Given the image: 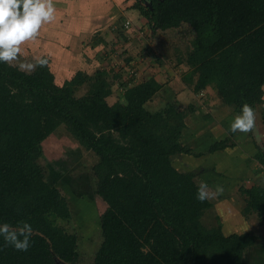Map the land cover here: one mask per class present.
<instances>
[{
  "label": "trees",
  "instance_id": "16d2710c",
  "mask_svg": "<svg viewBox=\"0 0 264 264\" xmlns=\"http://www.w3.org/2000/svg\"><path fill=\"white\" fill-rule=\"evenodd\" d=\"M149 3L135 0L130 6L149 31L186 23L194 32L190 49L176 59L188 66L182 80L195 92L211 86L237 113L245 103L255 111L264 94V0ZM118 31L131 32L122 23ZM131 60L124 59L128 77L121 83L122 100L114 103L107 100V70L77 72L59 87L47 63L32 71L0 63V222L13 228L27 222L33 229L27 251L0 240V264H69L78 257L76 234L60 224L71 218L67 199L48 183L39 162L42 141L59 126L97 156L91 166L94 191L106 206L91 264H255L244 251L258 235L224 234L220 223H201L211 203L195 199L196 173L172 164L174 156L190 152L179 141L186 111L168 96L161 108H147L162 85L153 77L135 83L140 69ZM84 81L86 92L76 97ZM233 134L210 150L224 148ZM255 156L264 165V145ZM240 191L242 213L264 220L262 189Z\"/></svg>",
  "mask_w": 264,
  "mask_h": 264
},
{
  "label": "crops",
  "instance_id": "0c3cea01",
  "mask_svg": "<svg viewBox=\"0 0 264 264\" xmlns=\"http://www.w3.org/2000/svg\"><path fill=\"white\" fill-rule=\"evenodd\" d=\"M130 2L132 0H53L56 8L54 19L42 24L38 34L21 46H24V51H29L35 59L48 57L47 64L54 74L55 83L70 80L77 72L91 76L100 69L107 70L108 77L112 75L115 78L118 72L115 71L117 56L110 43L115 40L114 33L118 31L122 18L135 12L129 8L133 4L130 5ZM145 30H136L137 37H143ZM152 43L150 52L152 50L155 53ZM136 58L128 63H137L140 69L136 80L143 81L153 75L162 87L175 82L176 85L172 88L179 101L181 95L191 98V104L192 101L196 103V100L202 99L201 95H204L205 88L195 92L191 83L186 84L182 80V74L188 70L185 62L177 63L176 60L164 64L157 62L158 67H154L152 63L151 67L145 69L144 67L149 66L145 57ZM28 62L35 61L28 59ZM152 66L158 68L154 73L152 71L155 69ZM123 69L126 70V66ZM125 75L123 81L126 80ZM207 103L208 100L204 99L202 102L199 101V104H192L184 115V127L180 131L179 141L187 146L190 152L174 156L172 164L180 171H194L196 182L207 184L206 197L212 204L211 211L214 217L221 222L224 234L232 233L236 229L237 233L250 231L259 236L256 243L246 249H253L260 257L261 264H264V220H260L255 212L244 215L242 213L244 205L239 196L240 187L247 189L259 187L264 198V165L255 156L258 147L264 145L259 142L263 137L262 133L256 134L257 129L253 125L251 131L254 141L247 132H237L229 138L224 148L210 150L214 143L227 139L230 121L237 112L223 102L210 107L211 109L206 107ZM229 230L231 232L225 233Z\"/></svg>",
  "mask_w": 264,
  "mask_h": 264
},
{
  "label": "rangeland",
  "instance_id": "374dc122",
  "mask_svg": "<svg viewBox=\"0 0 264 264\" xmlns=\"http://www.w3.org/2000/svg\"><path fill=\"white\" fill-rule=\"evenodd\" d=\"M134 1L135 0H132L129 4L131 5ZM134 13H130L128 16L124 17L125 19L130 20L131 24L128 29L132 31V34L128 32L127 35L124 31H117L114 33L115 40L110 43V47L112 46L115 49V54L117 56V68L115 71L118 70V72L116 73L117 77L114 78L112 75L109 77V81L112 83L111 94L107 97L109 103L122 100V91L124 89L121 88V83L123 81V75H125L127 71L123 69L124 66H126V63H124L125 57L132 56V59H135L136 57H145L149 66L144 67L141 65L142 68L144 67L147 69L148 67H151L150 65L152 63L154 67H158L157 59L164 64L167 62H173L178 57L186 54L190 49L191 40L194 37L193 30L186 23H182L178 27H173L167 31L160 30L151 32L149 31V28L146 27V19H141L136 10ZM124 18H122V22L124 21ZM140 27L141 29H146V32L143 33V37L138 38L135 31H138ZM151 42L154 43L155 53L152 52V50L150 52ZM23 47L24 46H21L22 51L19 54L18 60L13 61L11 64L19 67L21 63H29L28 59L35 61L34 56H32L31 53L29 54V51H24ZM42 57L48 60V57ZM154 69L155 70H153L152 73L156 72L158 68ZM125 76L127 79V75ZM152 77L153 75L149 78ZM66 81L68 80L56 81L55 84L60 87L64 85ZM141 81L142 80L140 79L139 81L135 80V83ZM171 85L162 87L160 91L155 94L148 103H146V107L150 110H157L161 108L166 100L165 96H168L175 103L178 109L186 112L192 104H199V101L202 102L204 99L208 100L206 107L208 106L209 108L215 107L219 102L222 103V101L218 98L219 96L217 95V92L211 86L205 87L204 95H201L202 99H195L196 103L192 101L191 104V98L183 95L179 96L180 102L177 100V97L175 96L176 93L172 88L176 85V83L173 82ZM87 86L88 84L86 81H84L82 85L77 86V88H75V96L79 97L83 95L86 92ZM119 93L121 95H119ZM197 97L199 96H194V98ZM263 110L264 98L263 101L257 105L254 111L253 123L254 127L257 129L256 134L259 132L262 133L263 137L259 139V142L262 144H264ZM247 133L250 139L254 141L255 138L251 129ZM42 150L43 153L39 162L47 171L46 179L48 183L54 184L60 189L62 194L67 199L71 210L70 220L67 222H60V224L64 225L66 229L74 232L77 237L78 257L73 263L69 264H91L95 256L96 249L102 240L99 228V216L106 206L105 202L94 191L95 177L92 175L91 166L96 162L97 156L92 150L82 147L64 128V126H59L55 132L51 133L42 141ZM240 193L242 196H239L244 205L245 195L241 191ZM211 205L212 204H210V207L207 208L201 216V223L206 227H213L219 223L221 224L220 220H216V217H214L215 215L211 211ZM233 231L238 232L236 229ZM227 232L229 233L231 231H225V233ZM244 258L248 261L254 262L255 264H261L260 257L255 254L253 249H245Z\"/></svg>",
  "mask_w": 264,
  "mask_h": 264
},
{
  "label": "clouds",
  "instance_id": "9594fccd",
  "mask_svg": "<svg viewBox=\"0 0 264 264\" xmlns=\"http://www.w3.org/2000/svg\"><path fill=\"white\" fill-rule=\"evenodd\" d=\"M53 0H0V63L11 64L21 53V44L34 38L46 22L55 17ZM47 60L37 57L34 63H21V69L32 71L46 65ZM254 123V110L245 103L230 121L229 131L246 133ZM207 184L201 182L196 189L195 199L206 198ZM32 226L24 222L13 228L7 222H0V240L17 251H27L31 245Z\"/></svg>",
  "mask_w": 264,
  "mask_h": 264
},
{
  "label": "built area",
  "instance_id": "2783aa9c",
  "mask_svg": "<svg viewBox=\"0 0 264 264\" xmlns=\"http://www.w3.org/2000/svg\"><path fill=\"white\" fill-rule=\"evenodd\" d=\"M130 20L129 19H124V21L122 22V25L128 29L129 25H130ZM132 71V70H131Z\"/></svg>",
  "mask_w": 264,
  "mask_h": 264
},
{
  "label": "water",
  "instance_id": "95a60500",
  "mask_svg": "<svg viewBox=\"0 0 264 264\" xmlns=\"http://www.w3.org/2000/svg\"><path fill=\"white\" fill-rule=\"evenodd\" d=\"M144 3H145V4H147V3L150 4L149 2H146L145 0H144Z\"/></svg>",
  "mask_w": 264,
  "mask_h": 264
},
{
  "label": "flooded vegetation",
  "instance_id": "af4514ba",
  "mask_svg": "<svg viewBox=\"0 0 264 264\" xmlns=\"http://www.w3.org/2000/svg\"><path fill=\"white\" fill-rule=\"evenodd\" d=\"M146 2H149V0H145ZM143 2H144V0H143ZM148 4V3H147Z\"/></svg>",
  "mask_w": 264,
  "mask_h": 264
}]
</instances>
